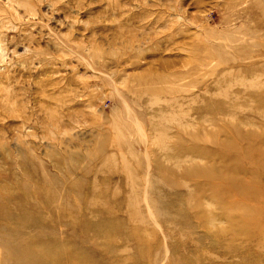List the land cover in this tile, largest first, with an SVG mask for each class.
<instances>
[{
    "label": "rangeland",
    "instance_id": "1",
    "mask_svg": "<svg viewBox=\"0 0 264 264\" xmlns=\"http://www.w3.org/2000/svg\"><path fill=\"white\" fill-rule=\"evenodd\" d=\"M147 1L0 0V264H264V0Z\"/></svg>",
    "mask_w": 264,
    "mask_h": 264
},
{
    "label": "bare ground",
    "instance_id": "2",
    "mask_svg": "<svg viewBox=\"0 0 264 264\" xmlns=\"http://www.w3.org/2000/svg\"><path fill=\"white\" fill-rule=\"evenodd\" d=\"M37 2H39V3H41V4H46V5H49V7H51V8H53L52 6H55V4L58 2V0H36ZM146 1V0H145ZM7 2L8 3H16V4H18L19 6H22V7H24V9H25V11L26 12H28V13H30V14H37V8H36V4L34 3V2H32V0H7ZM147 2H149V0L147 1ZM154 2V1H153ZM149 4V3H148ZM151 4H152V2H151ZM156 4V3H155ZM155 4H153V5H155ZM143 5H145L146 6V3L145 4H143ZM139 6V5H138ZM150 6V5H149ZM156 6V5H155ZM141 7V6H140ZM151 7H152V5H151ZM154 7V6H153ZM264 7V6H263ZM3 11V13H0V61H3V59L7 56V48H6V46H4V41H3V38H4V36H5V31H3L2 29L3 28H5V27H8V23H12V17H15L13 14L12 15H7L8 13H11V12H13V11H11V10H2ZM16 18V17H15ZM13 26V25H12ZM63 46H64V44H63ZM68 48V47H67ZM69 49V51H73L74 50V47L71 45V47L70 48H68ZM64 50V49H63ZM80 54V53H79ZM80 56L87 62V64L89 65H92L93 66V63L92 62H90V55H86V54H84V53H82V54H80ZM42 60H40V62H41ZM48 62H51L52 61V58L51 59H49V60H47ZM46 62V61H45ZM20 63H21V65L22 66H27V61L26 60H22V61H20ZM31 64V63H30ZM5 82V81H4ZM5 84H6V87L7 86H9V84L8 83H6L5 82ZM8 93H9V91H8ZM195 171H196V169H195ZM197 171H198V174H200V175H209L210 177L209 178H211V175H212V173L216 176V177H218L219 175L221 176V173H214L213 171H211V173H205L206 171L205 170H203V169H197ZM211 174V175H210ZM20 186H22V185H18L16 188H18V187H20ZM5 187H6V193L7 194H9L10 193V195L11 194H13L14 192H16L15 194H20L21 193V190H14V189H12L11 188V186L10 185H8V184H5ZM22 188H24V186H22ZM12 190H14V191H12ZM151 210V209H150ZM149 210V211H150ZM151 212V211H150ZM152 214V213H151ZM150 214V215H151ZM153 215V214H152Z\"/></svg>",
    "mask_w": 264,
    "mask_h": 264
}]
</instances>
